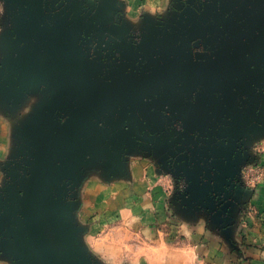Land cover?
<instances>
[{"label":"crops","instance_id":"obj_1","mask_svg":"<svg viewBox=\"0 0 264 264\" xmlns=\"http://www.w3.org/2000/svg\"><path fill=\"white\" fill-rule=\"evenodd\" d=\"M238 1L99 4L141 25L185 8L209 33L225 27ZM19 37L0 40V264L36 260L31 218L59 264H230L240 244L264 259V188L252 204L224 205L216 197L226 192L197 155L264 141V31L250 44L254 61L222 79L142 80L140 91L158 88L149 102L84 120L71 109L91 95L79 89L88 62L73 29L62 19L38 42ZM177 173L190 180L187 194L173 188Z\"/></svg>","mask_w":264,"mask_h":264},{"label":"rangeland","instance_id":"obj_2","mask_svg":"<svg viewBox=\"0 0 264 264\" xmlns=\"http://www.w3.org/2000/svg\"><path fill=\"white\" fill-rule=\"evenodd\" d=\"M99 1L0 0V40L6 35L20 36L24 45L30 40L38 42L62 19L73 29L76 43L84 50L88 62V80L79 89L91 95L71 107L77 116L83 113V120L100 111L111 114L126 104L149 102L158 88L140 91L145 86L139 82L145 77L153 74L175 77L176 72L215 69L246 55L251 42L264 31V0L240 1V10L230 12L225 27L217 25L209 33L191 22L185 8L174 7L165 17L159 13L154 21L141 25L133 13L128 19L115 16L110 11L112 5L103 4L105 10L100 13ZM118 8L119 4L114 5L113 10L121 14ZM130 10L139 9L130 5ZM179 10L184 13L178 14ZM124 27L136 28L143 35H122L119 31ZM202 150L197 155L208 162L204 173L213 177L217 191L226 192L218 194L217 200L231 205L237 198L246 204L258 199L259 189L264 188V141H239L238 145L224 147L213 158L209 149ZM244 250L243 244L238 245L236 258L230 264H264V259L255 261Z\"/></svg>","mask_w":264,"mask_h":264},{"label":"flooded vegetation","instance_id":"obj_3","mask_svg":"<svg viewBox=\"0 0 264 264\" xmlns=\"http://www.w3.org/2000/svg\"><path fill=\"white\" fill-rule=\"evenodd\" d=\"M165 17V16H164ZM163 17V18H164ZM141 35L142 33H139V31H135L132 33V35ZM131 36V35H130ZM255 53L254 52H249L248 54L244 55L241 57V59L235 61L234 63H230L228 65L222 66L220 68H207V69H203V68H197L194 69L192 71H188V72H176V76L173 77L172 75L170 76V74H153L151 76L145 77V78H141L142 80H147V79H160L161 81H190L192 79H198L201 81H212V80H219L222 79L223 77H226V75H229L231 73H234L236 71H238L239 69L242 68V66L251 64L254 59H255ZM140 80V82L142 81ZM180 177V178H179ZM178 180V184L179 186L182 188V186L186 185H190V180L188 179V177L184 174V173H177L175 179L172 181L173 183V188L176 191V189L178 190V186L175 185V183ZM180 194H187V193H178Z\"/></svg>","mask_w":264,"mask_h":264},{"label":"water","instance_id":"obj_4","mask_svg":"<svg viewBox=\"0 0 264 264\" xmlns=\"http://www.w3.org/2000/svg\"><path fill=\"white\" fill-rule=\"evenodd\" d=\"M189 190H190V185L186 193H188ZM29 236L31 237L35 247L36 260L33 262L41 261L44 262L45 264H59L58 261L56 260L52 248L47 243V240L44 235V231L41 229L38 221L32 218L30 220Z\"/></svg>","mask_w":264,"mask_h":264},{"label":"built area","instance_id":"obj_5","mask_svg":"<svg viewBox=\"0 0 264 264\" xmlns=\"http://www.w3.org/2000/svg\"><path fill=\"white\" fill-rule=\"evenodd\" d=\"M180 178V177H179ZM259 177H257V179H258ZM178 180L179 179H177V182L175 183V185H177L178 186V190L176 189V192L177 193H186L187 191H188V187H189V185L187 184V186L186 185H184V186H182V188L179 186V184H178ZM254 181H256V178L255 179H253L252 180V182H254Z\"/></svg>","mask_w":264,"mask_h":264}]
</instances>
